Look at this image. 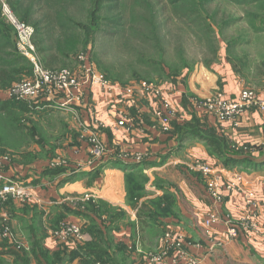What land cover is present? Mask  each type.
Returning <instances> with one entry per match:
<instances>
[{"label":"rangeland","instance_id":"obj_1","mask_svg":"<svg viewBox=\"0 0 264 264\" xmlns=\"http://www.w3.org/2000/svg\"><path fill=\"white\" fill-rule=\"evenodd\" d=\"M4 1L9 4L17 19L34 28V53L45 67L68 68L79 73L86 63L119 85L131 86L141 81H151L163 86L177 113L172 121L173 129L165 131L161 126L157 129L175 137V151L182 150L183 135L189 132L191 126L197 125L194 120L201 122L205 118V113H200L193 107L194 98L204 100L219 91L223 92V86L228 85V81L234 90L251 88L264 95V0H0V32H4L7 38L1 37L0 45L3 41L10 44L1 50L0 59L8 61L7 68L11 70L9 80L0 85L1 100H7L5 91L13 83L27 78L33 71L31 59L16 47V30L2 12L1 5ZM201 78L216 85L207 96L198 95ZM137 94L138 106L132 105L128 98L123 100L117 94L110 95L120 104L112 103L115 108L110 114L113 115L112 122L124 115L133 124L132 130L128 131L112 129L110 121L106 122L102 118L90 100V95L84 101L82 111L93 113L94 118L86 117L82 111L75 115L72 110L53 102L8 101L7 109L0 110V157L4 163L3 172L15 174L17 179L32 186L40 185L35 183L41 181L61 186L64 185L60 184L63 178L71 174L87 173L74 181L82 178L103 179L106 167H116L107 163L113 159L106 146L111 145V142H106L104 134L115 131L130 134L141 130L142 127L138 128L140 124L146 123L147 108L152 109L154 123L160 125L156 115L157 100L147 94ZM119 100L123 103L118 102ZM188 121L190 122L186 123ZM203 125H198L199 129L209 132ZM91 133L96 134L105 146V151L98 158L92 154ZM81 154L85 158L77 160L76 156ZM57 157L64 162L62 166L51 165ZM141 157H151V154ZM117 159L124 157L117 156ZM138 161L144 163L142 160ZM191 161L180 158L177 164L171 163L166 169L149 173H146L149 164H141L128 170L116 168L125 170L126 174H134L135 179H127V187L132 192L139 193V196L151 194L147 188H152L156 183L159 184L157 187L165 190L163 196L170 203H165L164 209L156 208L154 214L148 208L146 212L152 216L151 222L159 220L158 211L164 215L174 213L172 207L175 206L174 219L178 224L183 222L180 212L187 208L191 210L193 229L189 231L176 226L189 243L184 249L189 256L200 259L197 253L202 247L201 253L208 254L207 264H264V257H260L258 253L251 258L256 263L244 260L242 252L246 248L242 249L240 243H235L237 239L219 238L211 231L206 232L203 220L200 221V213L194 211V207L183 198L180 186L189 174L185 163ZM171 184L176 190V194H173L175 200L167 194V188H173ZM75 197L66 196L58 201L50 198L49 204L44 205L43 212L50 215L56 208L61 213V218H55L56 222H48L49 217L44 214L41 229L44 237L49 233L52 235L65 257L80 256L87 264H94L86 249L92 240L86 233H89V228L94 229L88 222L97 224L98 220L103 221L104 210L115 215L120 212L104 201L94 200L91 193H85L82 200L85 201L86 213H81ZM199 197L201 201L206 200L203 194ZM150 200L152 199L143 203L159 205L160 201L154 203ZM33 202L34 200L31 201ZM90 203H95L98 209L92 212L95 214L86 215ZM26 205L13 198L0 200V228L7 229L9 233V236L0 235V264H40L42 261L38 256L55 262L61 258L59 251L50 253L26 240L29 238L27 218H17L19 221L16 219L18 212L24 211ZM131 214H128V219L134 222ZM143 215L147 222L150 216L145 215V208ZM65 222L78 223L86 241L73 242L72 237L68 240L56 238L55 232L61 230ZM32 230L37 236L38 225H33ZM164 232L161 229L157 233L151 227L147 236L149 239L157 237L160 240ZM12 236L14 243L16 240L23 244L21 251H8L9 248L12 249L13 244L8 239ZM103 236H96L97 242L93 245L102 252L106 242ZM137 241L135 238L133 245L138 244ZM154 244L156 246L150 247L148 252L139 248L140 252L142 250L146 254L148 261L150 255L157 253L162 247L161 241L158 242L159 246L156 241ZM192 245L198 249L189 248ZM206 248L210 251H204ZM245 253L249 255V251ZM170 263L173 264L172 259Z\"/></svg>","mask_w":264,"mask_h":264},{"label":"crops","instance_id":"obj_2","mask_svg":"<svg viewBox=\"0 0 264 264\" xmlns=\"http://www.w3.org/2000/svg\"><path fill=\"white\" fill-rule=\"evenodd\" d=\"M205 79L206 78L199 79L200 82H202L199 86L200 94L198 95L200 96L209 95L212 92L211 88L216 87V85H213L212 82ZM209 79L213 80L212 77H210ZM227 84L228 85L223 86V92L226 93L228 96L235 97L239 93L241 88H239V90L237 91L231 87L232 84L230 81H228ZM89 95L92 97L90 100H92V103L96 106V109L102 115V118L106 120V122H112L113 115L111 116L110 114L115 111V108L112 107V103L116 102L114 101L116 98H113L108 94H104L98 89H93ZM118 102L122 101L119 100ZM115 105L120 104L116 102ZM82 112L88 118L92 116V114H90L86 110ZM145 112L147 113L146 123L143 125H139L138 129H141L142 127L141 130H137L136 132H132L130 134L118 131L108 132V135L104 134L105 138L107 137L106 142L108 144L109 142H111V145L106 146L107 151H109L108 153L113 159V161L122 160L123 162L130 164L140 163L138 160H142L145 162V166L146 164H149L148 170H146V173H149L166 169L171 163L177 164V162H180V158H186L190 161L192 158H195L194 161L192 160L190 163H185L186 170L189 174L187 178H184L180 186L182 187V192L184 193L183 198L189 202V205L194 207V211H198L200 213V221L203 220V225L204 219L207 217L208 213L211 210H217L220 216H224L227 213L235 216H240L242 213H245L248 209V206L244 199V190H254L259 195L264 197V161L259 162L254 160L261 159L264 157V112L259 111L257 109L246 111L240 116V125L237 128H235L231 123L221 124L217 122L213 116H205L204 120H201L204 125L214 127L215 132L219 138H225L229 150V155L245 157V159L255 162L256 164H263L259 168H255L251 166V164L247 163L236 165L234 167H228L224 164L223 160L219 159L217 156L211 153V148L202 138H190L188 140H185L182 144V150L178 149L177 151H175V137L171 136V134H163V132L158 130L160 129V125L154 123V120L152 118V109L147 108ZM150 154L151 157H141L142 155ZM117 156H122L124 157V159H117ZM76 157L77 160L85 158L82 154L77 155ZM199 160L217 166L220 169V175L224 182L236 180L239 177L240 183L243 185L242 190L234 192L227 191L225 195V200L222 203L215 205L206 193V178L200 172L191 170L190 166ZM125 170L109 166L106 167L103 179L82 178L61 186H59L58 183L57 185L55 183H49V181H41L35 183L40 184L36 186L31 185L35 193V200L33 203H24L27 204L25 206V210L22 212H18V215L16 217V219L27 218L29 238H27L26 240H29L31 243H35L41 246V249L49 250L50 253L59 251V246L53 239L52 235L50 236V233L48 232L49 234L44 237V234L41 229V225L43 226L42 218L45 214V212H43L45 208L44 205L49 204L50 198L56 199V201H58L62 200V198H65L66 196L75 195L78 199L77 202L75 201L76 205L79 208L78 210H84L85 201L82 200V196L85 193H91L94 197V200L104 201V203L108 204L109 207H114L115 211L120 212V214L115 215L111 211L106 212L104 210L102 215L103 221L98 220L97 224L93 223L92 221L88 222L95 229H101L102 235H104L103 237L106 242L103 246V257L107 261V264H149L147 256L143 252L150 251V247L155 245V241L159 246L158 242L160 243V240H158L157 237L149 239L147 236L148 230L151 227H153L154 231L156 230L157 233L158 231L160 232L161 229L163 232L165 231V229L177 230L178 228L176 226L178 225V227L182 226L183 228L187 230L189 229V231H191V229H193L194 227V220L192 218L193 215L190 213L191 210L187 208L186 211L184 210L183 212H180V216L183 217V222L177 224L174 219L176 217V207L173 206L172 210L174 213H166V215H164L163 213H160V211H158L157 216L159 220L151 222L150 218L152 216H150V214L146 212V210L149 208L154 214L156 208L164 209L165 203H167L168 205L170 203L169 200H164L165 196H163V194L165 190L161 189L160 187H157L158 183H156L152 185V188H147L149 191H151V194H143L141 198H137V192H132L127 187V181L129 180V178L126 175ZM3 173H5L4 175L7 177L16 178L14 176L15 174L11 175L8 174L6 171H4ZM152 181L153 178L151 179V184ZM174 183H176L175 180ZM170 186H172V184ZM167 189L169 191L167 193L168 196H171V199L175 200V187H169ZM169 193H171L172 195H170ZM200 194H203L206 200L201 201L199 197ZM159 197H162L164 200L161 205H150L148 204V202H146L148 206L145 207V215H148V217H150L149 219H147L146 225H143L139 221V219H137L138 212L143 204V201H147L150 198L154 200ZM92 212H95V208L93 209V207L89 209L88 214H95ZM129 213H132V221L134 222L129 221ZM45 215L49 217L48 222H54V219H57V217L59 219L61 218V213L56 208L53 209V212L50 215ZM145 218L146 217L144 216L142 218V221L145 222ZM17 220L19 221V219ZM261 220L264 225V213H262L261 215ZM99 221H102V223H99ZM33 222H35V224H33L34 226L37 227L38 225L37 236L32 230ZM210 231L215 234L216 237L227 238L226 227L222 221L214 225L213 229ZM210 231L206 232L210 233ZM194 232H196V230ZM186 233L190 232L186 231ZM86 236L92 239L89 233H86ZM135 238L136 240H138V244L133 245V241ZM235 243H240L242 245V249L243 247L246 248V250L243 249L242 252L244 260L253 262L254 260H251V258L253 259V255L255 253H258L260 257H264V241L258 236L247 237L245 235H242V237L235 240ZM140 247L144 250L143 252L142 250L140 252ZM189 248L198 249L195 245H192ZM194 251L197 252V250ZM198 251L199 253H197V255H199L200 258V264L201 262L202 264H207L208 254L205 255L204 253H201L203 251L202 247H200V250ZM204 251L210 250L206 248V250ZM246 251H249V255L245 253ZM59 252L61 258L58 259L56 262L53 259L52 261H47L43 257L38 256L39 259L42 261L40 264L86 263V260H84L80 256L70 258L65 257L61 250ZM233 253H235V250L233 251ZM253 263L256 262L254 261Z\"/></svg>","mask_w":264,"mask_h":264},{"label":"built area","instance_id":"obj_3","mask_svg":"<svg viewBox=\"0 0 264 264\" xmlns=\"http://www.w3.org/2000/svg\"><path fill=\"white\" fill-rule=\"evenodd\" d=\"M1 6L3 15L16 30L18 51L28 56L33 64L32 75L13 84L6 90L7 98L16 101L53 102V104L70 109L75 115H78V112H81L82 108L85 107L84 101L95 88L104 91L105 94H117L123 100L128 98L129 102L135 106H138L139 101L137 93H140L141 96L147 94L158 102L156 115L162 129L169 131L172 128V121L176 117L177 111L173 107L171 97L167 96L163 90V86L161 87L151 81H141L139 84L131 86L119 85L112 82L106 74L95 70L93 66L86 63L79 73L68 68L52 69L45 67L34 53L35 47L32 41L34 28L17 19L8 3L4 1ZM193 107L198 112L205 113V116H213L221 124L231 123L237 128L240 125V116L246 111L257 109L264 112V95L251 88L241 89L235 97L227 96L226 93L219 91L204 100L194 98ZM94 113L98 116L96 110ZM91 114L94 118L93 113ZM109 124L114 130L128 131L133 128V124L126 120L124 115ZM90 135V142L93 144L92 154L98 158L105 151V146L99 141L96 134L91 133ZM63 163L57 157L51 165L62 166ZM3 167L4 163L0 157V200L10 197L23 203L35 200L33 187L17 178L5 176ZM190 167L191 170L200 172L206 178V193L215 205L225 200L227 191H240L243 188L239 177L236 180L224 182L220 175V169L213 164L199 160ZM244 199L248 209L240 216L229 213L220 216L217 210H211L204 219L206 230L210 231L214 225L222 221L226 227V236L231 240L245 235L247 237L258 236L264 241V225L261 220V215L264 213V197L254 190L247 189L244 190ZM64 224L61 230L55 232L56 238L68 240L72 237L73 242L85 240V234L78 223L65 222ZM2 234L9 236L7 229L2 230L0 228V235ZM8 239L13 244L12 249L17 252L21 251V246L24 247L22 243L16 240L14 243L12 241L13 236ZM160 241L162 247L160 251L150 255V264H172L170 263L171 259L173 264H200L199 259L193 258L185 252L184 249L189 243H187L185 235L179 230H166ZM180 258H182L181 261H179ZM94 264L105 263L97 260Z\"/></svg>","mask_w":264,"mask_h":264},{"label":"trees","instance_id":"obj_4","mask_svg":"<svg viewBox=\"0 0 264 264\" xmlns=\"http://www.w3.org/2000/svg\"><path fill=\"white\" fill-rule=\"evenodd\" d=\"M1 37H5V39H7L5 34H4V32H0V38ZM8 45H10V44H8L7 42L3 41V44L0 45V53H1V50L4 49L5 47H7ZM7 63H9V62L0 59V85L5 83L6 81H8L9 80V76L11 74L10 73L11 70L9 68H7ZM31 75H32V73L29 76H31ZM6 99L7 100H1L0 99V110H4L5 111L7 109V107H8L7 105H9L8 101H13V99H9V98H6ZM194 121H197L196 122L197 125L196 126H191L189 128V130H188L189 132H187L186 135H183V139H182L183 141L188 140L190 138H202V139H204L206 141L207 145L211 148V153L213 155L217 156L219 159L223 160L224 164L227 165L228 167H232V166L234 167L236 165L245 164V163L251 164V166H253L255 168H259L260 166L263 165V164H260V165L256 164L255 162H252V161H250L248 159H245V158H239V156L237 157V156L229 155V150H228V146H227V142H226L225 138H219L218 135L215 132V128L214 127L203 125V123H201L199 120H194ZM189 122L190 121H188L186 123H189ZM186 123L184 125H186ZM179 125L181 126V124H178V126ZM198 125L201 126V127L203 125V128L206 127L209 130V132L208 131L204 132V131L200 130ZM112 161H110V162L107 161V163H109V164L111 163V165H114V166L122 168V169L135 168V166H139L141 164L143 165L145 163V162L144 163L140 162V163H136V164L135 163H130L129 164V163L123 162L122 160H118L116 162H112ZM59 173H62V172H59ZM85 174H87V173L68 175L65 178H63V180L60 182V184H65L67 182H72L76 178L82 177ZM126 175L128 176L129 180L135 179L134 174H132V173H128ZM137 195H138L137 198H141L143 196V195L139 196L140 195L139 193H137ZM164 200H166V199H164ZM164 200H163L162 197H159V198H156V199L151 200V201H153L154 203L156 201H160L159 205H161V203L164 202ZM90 204L91 205L89 206V208L93 207V209L95 208V210H96V208L98 209V207H96L95 203H90ZM147 206H148L147 204L143 203L141 208H140L141 210H139V212H138L139 221L143 225H146V223H147L146 221L145 222L142 221V218L144 217V215H143L144 208L147 207ZM79 211H81V213H86V210H79ZM86 215H89L88 212H87ZM89 233L92 236V240L88 243L87 248L85 246V248L87 249L88 256L92 259V261L94 260V262L97 261V260H100V261L106 263L107 261L103 257L104 250L102 252V250H100L99 248L93 246L97 242L96 241V236H97V238H98V236L99 237L102 236L101 229H96L95 230V228L94 229H90L89 228ZM8 251L9 252L10 251L13 252L15 250L9 248Z\"/></svg>","mask_w":264,"mask_h":264},{"label":"water","instance_id":"obj_5","mask_svg":"<svg viewBox=\"0 0 264 264\" xmlns=\"http://www.w3.org/2000/svg\"><path fill=\"white\" fill-rule=\"evenodd\" d=\"M239 158H245V157H239ZM255 161H261V162H263L264 161V157L263 158H261V159H254Z\"/></svg>","mask_w":264,"mask_h":264}]
</instances>
